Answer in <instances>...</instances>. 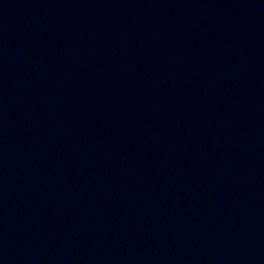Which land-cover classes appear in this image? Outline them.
<instances>
[{"label":"water","instance_id":"water-1","mask_svg":"<svg viewBox=\"0 0 264 264\" xmlns=\"http://www.w3.org/2000/svg\"><path fill=\"white\" fill-rule=\"evenodd\" d=\"M0 264H264V0H0Z\"/></svg>","mask_w":264,"mask_h":264}]
</instances>
